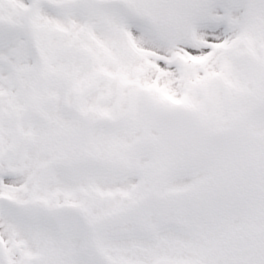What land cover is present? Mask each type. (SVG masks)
Here are the masks:
<instances>
[{
	"label": "snow or ice",
	"instance_id": "1",
	"mask_svg": "<svg viewBox=\"0 0 264 264\" xmlns=\"http://www.w3.org/2000/svg\"><path fill=\"white\" fill-rule=\"evenodd\" d=\"M0 264H264V0H0Z\"/></svg>",
	"mask_w": 264,
	"mask_h": 264
}]
</instances>
